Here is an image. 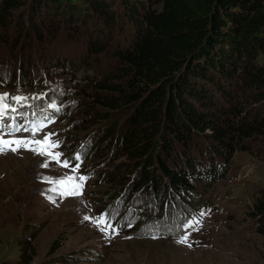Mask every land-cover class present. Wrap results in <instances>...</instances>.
I'll use <instances>...</instances> for the list:
<instances>
[{"label": "rangeland", "instance_id": "rangeland-1", "mask_svg": "<svg viewBox=\"0 0 264 264\" xmlns=\"http://www.w3.org/2000/svg\"><path fill=\"white\" fill-rule=\"evenodd\" d=\"M110 3L118 15L114 27L95 22L94 15L74 30L59 20L55 35L47 28L38 35L27 26L28 36L18 45L11 41L12 24L8 35L0 28V94L28 97L23 106L9 101L28 120L47 116L53 121L35 138L54 134L51 140L59 141V147L51 151L62 153L60 161L70 162L63 167L25 149L0 155V264H15L24 251L33 253L30 264H264V237L255 232L249 216L264 189L263 157L236 152L227 175L210 185L196 184L190 201L160 200L141 190L132 193L128 159L119 153L110 164L116 150L110 142L100 144L108 133L104 111L95 108L88 113L84 107L93 103L92 87L84 81L98 79L113 66L115 50L126 46L132 32L121 0ZM27 8L26 4L14 15L20 13L25 22ZM50 16L47 27L56 20L54 11ZM37 22L41 26L39 18ZM95 23L102 28L96 43L106 49L90 53L93 56L84 65L80 59L86 57L88 46L83 29ZM53 103L59 111L49 107ZM121 112L125 113L119 110L114 118ZM16 119L25 123L19 116ZM16 136L31 139L32 133L21 131ZM77 154L80 167L74 172ZM45 162L48 167H42ZM66 176L87 177L82 195L64 197L46 181ZM106 212L113 217L111 223L119 225L115 233L104 234L84 219ZM192 219L200 221L198 230L184 227ZM184 236L187 243H179Z\"/></svg>", "mask_w": 264, "mask_h": 264}, {"label": "trees", "instance_id": "trees-1", "mask_svg": "<svg viewBox=\"0 0 264 264\" xmlns=\"http://www.w3.org/2000/svg\"><path fill=\"white\" fill-rule=\"evenodd\" d=\"M108 1L0 0V28L8 35L12 24L11 41L18 45L28 36L27 26L38 35L43 28L55 35L59 20L74 30L94 15L95 22L114 27L118 15ZM26 4L24 22L14 14ZM120 5L132 32L126 46L115 50L113 66L84 81L92 87L93 102L84 107L88 113L104 111L108 133L100 144L110 142L116 150L111 165L119 153L130 162L132 193L190 201L196 184L227 175L236 152L264 159V0H121ZM51 11L56 20L47 27ZM83 30L88 54L80 63L88 65L87 57L106 47L96 43L102 33L98 24ZM119 110L125 113L114 118ZM249 216L264 237V189ZM32 256L24 251L15 264H30Z\"/></svg>", "mask_w": 264, "mask_h": 264}, {"label": "snow or ice", "instance_id": "snow-or-ice-1", "mask_svg": "<svg viewBox=\"0 0 264 264\" xmlns=\"http://www.w3.org/2000/svg\"><path fill=\"white\" fill-rule=\"evenodd\" d=\"M11 101L16 104L23 106L26 104L28 97L19 95L9 98L7 93L0 94V155L7 154L8 151L17 152L20 149H25L29 151H33L37 155H45L50 158V160H55L57 163H60L63 167H69L70 162L68 160L60 161V156L62 153L53 152L52 149L59 147V141H52L51 136L54 135L52 133L47 134L43 139H36V134L42 130L46 123L53 122L47 116L43 117L41 120H28L26 114L18 111L16 107H13L10 104ZM49 107L59 111V108L55 103L50 104ZM15 113L16 115H11ZM35 115V113L33 114ZM16 116L21 117V119L25 120L24 124H21ZM5 117H8L12 122L8 124L5 120ZM21 131H27L32 133V138H17L16 134ZM5 136L10 137L9 139H5ZM75 160L80 161V155L77 154L75 156ZM42 167H48V162H45ZM79 163H77L73 167V171H79ZM87 177L84 176H66L59 180H48L49 183H54L56 185L52 191L59 190L60 195L67 196H80L83 194V184ZM55 202V201H53ZM202 215V214H201ZM85 220H90V222L97 227L99 231L104 234H108L109 231L115 233L119 225H113L111 220L113 217L111 213H103L98 217H89L85 216ZM200 221L197 219L189 220L184 227L192 228L193 230H198L197 225H199ZM153 238H156L155 236ZM179 243H187V236L182 237ZM191 246V245H189Z\"/></svg>", "mask_w": 264, "mask_h": 264}, {"label": "bare ground", "instance_id": "bare-ground-1", "mask_svg": "<svg viewBox=\"0 0 264 264\" xmlns=\"http://www.w3.org/2000/svg\"><path fill=\"white\" fill-rule=\"evenodd\" d=\"M9 124H11V123H9Z\"/></svg>", "mask_w": 264, "mask_h": 264}]
</instances>
